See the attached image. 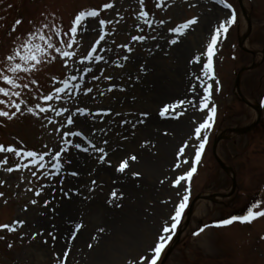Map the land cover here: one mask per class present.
Masks as SVG:
<instances>
[{
  "label": "rangeland",
  "instance_id": "374dc122",
  "mask_svg": "<svg viewBox=\"0 0 264 264\" xmlns=\"http://www.w3.org/2000/svg\"><path fill=\"white\" fill-rule=\"evenodd\" d=\"M228 2L235 8L237 21L229 26L226 38L222 35L216 47V83L213 85L210 107L215 106L217 114L213 127L207 131L208 143L200 163L196 165L197 172L190 182L188 208L191 206V214L186 216L187 208L172 241L161 253V261L157 264H264V217L251 223L234 221L231 225L217 227L225 219L245 215L246 210L257 202L260 207L254 210H264V62H261L264 61V0H245L252 30L243 46L247 50H257L260 53L254 56L239 46L246 33L243 23L245 15L239 1ZM106 3H112L114 7L103 9ZM157 3L162 6L156 7ZM93 8L100 10L101 15L98 18H89L82 25L77 35L78 44L73 46L78 55L69 61L67 67L58 54L53 53L57 55L55 61L41 65L33 73L21 74L20 82L29 85L27 89L21 90V97L9 99L0 95V100L8 99L9 103L12 100L19 102L21 99L26 102L22 105V113H18L13 119L0 117V145H12L38 153L49 149L55 152L60 147L68 148L67 153H62L63 167L59 173L51 167L50 157H45V169L29 165L28 168L21 167L9 173L6 171L8 167L26 161H21L14 153H0V161L7 158V163L0 165V181H3L0 183V193L3 194L0 196V225L11 226L15 221L24 222L22 226L17 225L13 232L0 229V264H59L60 261L73 264L68 257H64L60 241L74 231L77 236L81 231L89 233L93 230L95 232L84 242L90 252L88 256L85 255V262L108 264L106 259L111 252H103L100 259L94 258L101 255L102 247L98 250L89 247L93 246L91 241L97 234L100 238L111 233L100 223L101 210L94 208L97 207L96 204L113 206L117 215L116 224L121 217L120 213L123 215L126 210L136 213L140 223V229H136L138 224L133 227L139 237L142 235L141 243L144 245H117V253H112L110 264H129V261L143 264V259L139 256L146 253L150 264L152 246L161 225L170 217L175 205L189 188L186 181L179 188L174 187L173 182L190 169L194 160V149L189 148L186 155L179 159L178 150L185 142L198 143L194 140V128L206 119L207 111H199L203 89L199 87L196 76H202L201 65L190 61L195 56L206 53V45L210 43L214 29L221 21H226L232 11L217 0H145L144 10L153 21L152 27H148L137 19L141 10L139 0H0V60L14 47V41L19 42L17 38L22 40L35 26L54 21L57 26L67 31L79 11ZM193 17L197 18V23L190 26L183 35L177 36L169 31ZM99 19L113 22L106 25L105 31L108 34L97 45L96 54L104 56L105 59L99 62L85 61L83 66L74 63L82 55H86L98 39ZM17 20L22 23L12 33L11 29ZM160 20L165 23H158ZM137 24L140 25L139 29ZM134 35H143L146 39L132 41L131 37ZM54 39L59 40L56 37ZM64 39L67 40V37ZM172 39L177 42L170 43ZM124 44H128L132 51L117 47ZM57 46L61 45L57 43ZM108 49L111 51H107ZM124 56L128 59L123 60ZM253 59L260 62V66L242 73L239 87L244 100H241L236 97V77ZM117 61L123 67L114 63ZM84 66L91 67L92 73H83L84 79L80 80L79 75ZM194 72V84L198 82L195 94L191 92ZM92 74L99 79L92 80ZM68 75H77L78 80L73 83H80L81 88L74 90L75 95L67 93L68 98L48 102L57 110L68 109L67 112L62 116H56L53 111L38 116L27 113L26 108L35 107L37 103L47 106L41 97L53 93L54 87L60 86L58 82H53L52 77L59 81ZM104 76H111L112 80H105ZM33 79L37 84L31 83ZM113 84L115 87L112 91H107ZM0 86H4L2 82ZM84 87L91 88L92 92L85 94ZM100 92L104 95H100ZM194 95L197 106L193 109L188 104L187 112L180 119L175 116L183 109H177L175 113L170 111L166 117L159 115L165 105L192 99ZM254 107H260L261 112L255 129L244 135H231L228 139H220L216 145L217 156L233 169L237 187L232 197L211 200L209 195L226 193L232 184L231 178L220 168L214 157V140L220 131L254 122L258 114ZM76 108H86L88 111L83 115L76 114L74 125H67L68 115L75 113ZM0 109L10 113L15 111L7 104H0ZM97 109L111 111L104 115L97 114ZM144 112L148 113L147 117L140 115ZM117 113L120 115L117 116ZM49 119L54 123H49ZM140 119L144 122L136 123ZM151 120H154V123L150 122L152 131L160 138H168L171 143L170 155L161 158L158 165L160 173L155 175L154 181L153 178L150 179L154 182V188L148 189L144 182L145 191H141L137 198L124 200L120 197L124 187L121 180L125 179L127 169L123 173L119 172L118 164L123 161L121 158L124 155L129 154L138 144H143L141 128ZM179 121L187 122L181 136L172 131V124ZM133 123H136L135 128L132 127ZM57 128L60 129L59 132L56 131ZM69 128L74 132L79 131V128L83 136H64L63 133ZM85 138L96 147H104L107 155L105 161H98L100 153L89 147L91 149L88 152L82 153L84 156L78 163L81 168L78 171L73 166L76 159H69V155L74 154L72 150L75 143L85 146ZM65 140L73 143L65 145ZM104 140H107V145L103 143ZM151 155L155 159L158 155L157 149H152ZM184 159L189 163L183 164ZM176 163H182V167L176 169ZM32 171H37L38 175L32 176ZM44 172L52 175H41ZM73 172L77 175H72ZM137 174L140 175L138 172ZM37 191L40 192L39 196L36 195ZM113 192L117 194L116 199L112 197ZM65 193L68 195L65 196ZM32 200L37 203L32 204ZM45 201L49 203L45 205ZM76 206L80 208V213L75 215L73 211L75 212ZM59 218L66 225L64 232L57 228L56 222ZM76 224L81 225L79 230L75 229ZM181 226L182 230L175 241ZM201 228L204 231L195 235ZM49 232L55 235V240L48 235ZM33 233L37 234L35 239L32 238ZM57 242L60 244L57 245ZM9 244L12 245L11 248L8 247ZM92 259L97 262L91 261Z\"/></svg>",
  "mask_w": 264,
  "mask_h": 264
},
{
  "label": "snow or ice",
  "instance_id": "6c2138e0",
  "mask_svg": "<svg viewBox=\"0 0 264 264\" xmlns=\"http://www.w3.org/2000/svg\"><path fill=\"white\" fill-rule=\"evenodd\" d=\"M218 3L222 4L226 9H232L233 6L231 3L228 2V0H217ZM144 3L145 0H139V4L141 7V10L137 16L138 20L143 21L144 24L148 25V27H152L153 21L150 20L149 13L144 10ZM161 3H157L156 7H161ZM114 5L112 3H106L103 5V9H111ZM101 12L100 10H97L95 8L88 9V10H81L79 11L72 20L70 27L67 31H64L62 27L57 26L55 22H45L40 24L39 26H35L34 29L27 34H25L24 38L20 40L18 43L16 41L13 42L14 47L9 50V53L0 60V65H3L0 67V82L4 86H0V95H2L5 98H11V97H21L22 95V89H27L29 87L28 84L21 83V74H30L39 69V67L45 63H50L52 61H55L57 59V55L63 60L64 65L67 67L69 65V61L72 60V58L76 57L78 53L73 50V46L78 44L77 35L80 31L82 25L89 19V18H98L100 17ZM123 19V17H121ZM237 21V16L235 11H232L231 16L226 21H221L214 29L213 34L210 38V43L206 45V53L202 55H197L194 57L192 61H190L193 64H200L202 68V76H196V80L199 82V87L203 89V92L201 94L202 98L199 101V111L205 112L206 110V119H204L203 122L199 123L198 126L194 128V140L198 143L196 144H190L188 142H185L182 147L178 150V159L180 157H184L186 155V150L189 148L194 149V160L192 162V165L190 166V169L186 171V173L178 176L173 182V186L176 188H179L182 184V182H188L189 188L185 190V193L182 197V199L179 201L178 204L175 205L173 213L170 215V217L161 225L160 231L158 233V236L156 240L154 241V244L152 246V256L150 259V264H157V262L160 259L161 253L165 250V248L168 246L169 242L172 241L173 236L176 233L177 228L179 227L182 218L185 214L186 209L189 206V200H190V182L193 177V175L197 172V167L201 161L202 155L205 151L206 145L208 143V136L207 131L213 127L215 117L217 114V108L215 106H211L210 104L212 102V96H213V85L216 83V72H215V65H214V57L216 55V47L221 39V36L223 35L224 38H226V35L229 30V26L232 24H235ZM22 23V21L17 20L15 24L13 25L11 32L15 33L17 30V26ZM113 22L111 20H105V19H99V37L95 41V43L92 45L91 49L87 52L86 55H82L79 59V61H74V63H79L80 65H84L85 61H93V62H99L103 61L105 58L102 55L96 54L98 49L97 45L101 43V41L105 40L106 35L108 34L105 31L106 25L112 24ZM116 23H119L117 21ZM158 23L164 24L165 21L160 20ZM197 23V18L193 17L191 19H188L185 22H182L175 26L174 28L169 29V31L177 34V36L183 35L186 30L190 28V26ZM137 29L140 28V25H136ZM54 37L59 38V40H55ZM64 37H67V40L64 39ZM146 37L143 35H134L131 37L132 41H143ZM155 39V37H153ZM177 42L176 39H172L170 43L175 44ZM57 43L61 46H57ZM117 47H122L127 49L128 52L132 51V48L129 47L128 44L124 45H117ZM99 51H105V49H99ZM107 51H111V49H108ZM206 55V62H204V56ZM128 57L124 56L123 60H127ZM117 64L118 67H123L122 64H120L118 61L114 62ZM79 71V70H78ZM103 71V69H101ZM83 73H92V68L84 66L82 68V72L79 75V79L83 80L84 76ZM92 80H97L99 77H97L95 74L91 75ZM103 79L105 80H112L111 76H104ZM52 80L54 83H59L60 86L54 87V92L50 94H45L41 97V99L46 103L47 106H42L40 103H37L35 107H27L26 111L27 113H30L32 115L38 116L41 113H47L49 111L55 112L56 116H62L63 113L67 112L68 109L61 108L57 110L52 106V104L48 103L53 100H61L68 98L67 93H73L75 95L74 90H79L81 88L80 83H73L74 81L78 80L77 75H68L67 77L60 79L57 81L56 77H52ZM211 81V82H209ZM32 84H37L36 80L31 81ZM113 87L115 85H110L107 89V91H112ZM123 90V89H121ZM83 92L85 94H88L92 92L91 88L84 87ZM191 92L195 94L197 92V85L193 84L191 87ZM64 94V95H62ZM100 95H104L103 92L99 93ZM26 102L24 100H19V102H16L15 100H12L9 103L8 99L0 100V104H7L10 108H14L15 111H12L11 113L6 110L0 109V117H5L9 120L13 119L18 113H22V105ZM191 104L193 107L197 106V100L195 98V95L193 96L192 100H178L174 104L171 105H165L159 112V115L161 117H166L168 113L171 111L172 113H175L177 109H183V111L180 112L179 115H176V119H180L181 116H183L187 112V105ZM86 108H76L75 113H72L68 115L66 123L67 125H74V116L76 114H85L87 113ZM111 109H97V114L103 113L106 115L108 112H110ZM117 116L120 114L117 113ZM142 117H147L148 113L144 112L140 114ZM101 119H103V115H101ZM144 120L140 119L137 120L136 123H143ZM49 123H54L51 119H49ZM121 123H130V121H121ZM136 123L132 124V127H136ZM57 132L60 131L59 128L56 129ZM95 131V130H94ZM64 136H76V137H82L83 133L80 131H72L70 128L63 133ZM167 135V133H165ZM86 139V138H85ZM73 142L71 140H65L64 144H72ZM89 146L95 150V152L100 153V155L97 157L98 161H105V157L107 153L105 152L104 147H96V145L91 144L89 141ZM103 143L107 145V140H104ZM75 148L80 149L81 143H76L74 145ZM84 151H88L87 148L83 149ZM68 148L67 147H60L58 151L53 152L51 149H49L46 152L38 153L34 150H26L24 148H16L15 146L9 145L5 147L4 145H0V153L6 152V153H14L16 157H20L21 161H26L25 163H16L13 167H8L6 169L7 172L11 173L15 170L23 168H28L29 165L34 166L37 169H45L46 168V161L45 157H50L51 167L56 170L57 173H59L63 167L61 163L62 153H67ZM137 157L135 155L131 156V160H136ZM7 158L3 161H0V165L6 164ZM183 164H188L189 161L187 159H184L182 161ZM182 163H176L175 168L180 169L182 167ZM128 167V160H124L117 169L119 172L123 173L125 169ZM31 175L36 177L38 175L37 171H32ZM41 175H52L50 172H44L41 173ZM72 175H77V173L73 172ZM139 175V174H137ZM0 183H3V181H0ZM95 184V181L92 182ZM31 191V189H29ZM91 191V189H89ZM3 194L0 193V196ZM36 195L39 196L40 192L37 191ZM68 194L65 193V196ZM113 199L117 198L116 192L112 193ZM112 201H109L111 203ZM32 204L37 203L36 200L31 201ZM45 205H47L49 202L45 201ZM165 203H168V201H165ZM260 207V203L257 202L253 206L249 207L246 210L245 215L240 216H232L229 219H225L220 222V225H231L234 221H240V222H246L251 223L257 218L264 217V210H254V208ZM23 221H15L13 225H0V229H7L9 232H13L16 230V226H22ZM81 228L80 224L75 225V229L79 230ZM103 231V230H101ZM204 231V228H201L199 232L194 233L195 235H199L201 232ZM75 231L73 232V236H75ZM36 233H33V239L36 237ZM49 236L52 237L53 240H55V235L52 232L48 233ZM2 239V237H0ZM47 243V241H45ZM9 248L12 247L11 244L8 245ZM89 247H92V245H89ZM55 255V253H54ZM68 256V251L65 250L64 257L66 258ZM59 264H64L63 261H60ZM129 264H133L132 261H129ZM143 264H149V256L146 254L143 257Z\"/></svg>",
  "mask_w": 264,
  "mask_h": 264
},
{
  "label": "bare ground",
  "instance_id": "6f19581e",
  "mask_svg": "<svg viewBox=\"0 0 264 264\" xmlns=\"http://www.w3.org/2000/svg\"><path fill=\"white\" fill-rule=\"evenodd\" d=\"M245 0H244V5L245 4ZM248 13V12H247ZM243 22V21H242ZM244 31H247V24L244 21ZM247 43V42H246ZM245 43V45H246ZM256 53H259L258 51H254ZM260 54V53H259ZM191 78V77H190ZM185 81V80H184ZM183 81V82H184ZM195 81V72H194V77L191 78V83L192 85L194 84ZM184 84V83H183ZM196 85H198V82L196 83ZM193 99V98H192ZM192 99H188L189 101ZM191 106V104H190ZM194 109V107H193ZM154 123V120H151L148 122V124L145 127L141 128V135H143V144L141 145H137V147L133 148L132 151L127 154L124 155L121 159L124 160H128V167L127 172L125 174V179L121 180L123 183V190H121L120 192V197L124 200H129L131 198H137L140 195L141 191H145L144 189V184L147 183L146 185L149 188H154V182H151L150 179L153 178L152 181H154L155 179V175L160 173L158 172L160 162H161V158L165 157L166 155H170L171 152V143L169 142L168 138H160L156 135L155 132L152 131L153 128H151V123ZM157 123H159V121L157 120ZM172 131L175 133V135H180L183 133V131L185 130V128L187 127V122L185 121H179L177 124H172ZM152 149H157V157L152 158L151 155V151ZM135 155L137 157L136 160H131V156ZM84 155L81 154H77V156H73V155H69L70 157H74L75 159H82ZM153 159V160H152ZM122 161V162H123ZM79 161L75 160L73 166L78 168V171H80V164H78ZM121 164V163H120ZM137 172L140 173V175H137ZM112 174H114L113 172H111ZM145 182V183H144ZM137 184H139L137 186ZM161 187V186H160ZM147 189V190H148ZM97 207L94 206L95 209H100L101 210V215L99 217L100 219V223H102V225H105L106 228H108V230L111 231L110 235H106V236H101L99 238L98 234L96 237L92 238L93 241H91L93 243L92 249L94 250H98L99 248H101V255L99 256H93L94 258H102L103 252H111L110 256L106 259L108 260V264H110V260L112 259V253H117L116 247L119 244H126V245H131L133 243V247L138 245H141V247L144 245L143 243H141L142 239L141 236L139 237V233L136 231V229H140V223L138 221V216L136 213L134 212H128L126 210V212L120 213L121 217L119 219H117V224L115 222V219L117 217L116 213H115V208H113V206L111 205H101L100 204H96ZM80 208L78 206H76L75 208V212L73 211V213L76 215V213H80L79 212ZM77 214V215H78ZM137 219V221H136ZM57 224V228L60 229L59 231L64 232L63 230L66 228L65 223L61 220V218H59V220L56 222ZM134 224H138L136 225V229L134 226ZM101 225V226H102ZM100 226V227H101ZM62 228V229H61ZM95 231H91V232H86V231H81L78 233L77 236H73V235H69L67 236V238L61 240L60 242H62L61 246L63 247V254L65 252V250L68 251V258L71 260V262L74 264H91L90 263H86L85 262V255L88 256L90 254V252L86 249V246L84 245L85 240L91 236L92 233H94ZM148 234V233H146ZM148 236V235H147ZM70 237V238H69ZM60 243L57 242V245H59ZM87 245V244H86ZM149 249V248H147ZM93 250V251H94ZM147 254V253H146ZM143 254L139 257H141L143 259V257L146 255ZM162 258V257H161ZM161 258L159 260V262L161 261ZM75 262H74V261ZM91 261L93 262H97L95 259H92ZM100 261V260H99ZM121 261V260H120Z\"/></svg>",
  "mask_w": 264,
  "mask_h": 264
},
{
  "label": "water",
  "instance_id": "95a60500",
  "mask_svg": "<svg viewBox=\"0 0 264 264\" xmlns=\"http://www.w3.org/2000/svg\"><path fill=\"white\" fill-rule=\"evenodd\" d=\"M238 82H239V80H237V86H238ZM248 128H243V129H241V128H238V129H230V131H232V132H238V133H243L245 130H247ZM219 164H220V166L223 168V169H225V170H227L226 169V167L224 166V164L221 162V161H219ZM233 187H235V181H234V179H233ZM190 213V212H189Z\"/></svg>",
  "mask_w": 264,
  "mask_h": 264
}]
</instances>
